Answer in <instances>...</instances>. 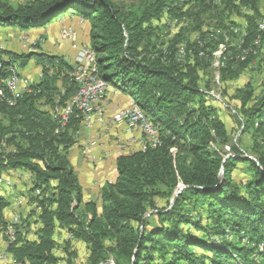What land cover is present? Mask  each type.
Segmentation results:
<instances>
[{
    "label": "trees",
    "instance_id": "obj_1",
    "mask_svg": "<svg viewBox=\"0 0 264 264\" xmlns=\"http://www.w3.org/2000/svg\"><path fill=\"white\" fill-rule=\"evenodd\" d=\"M116 1L0 0L3 26L26 30L48 28L61 18L87 21L97 75L131 95L159 128L156 147L118 156L117 177L102 186L100 204L85 201L69 153L84 118L76 110L62 126L52 113L78 92L73 63L62 55L20 54L0 46V179L15 169L28 171V194L40 191L32 198L40 207L36 236L17 233L9 255L21 264H56V234L66 229L89 246L85 264H102L111 257L115 264H264V93L254 96L250 85L241 91L244 129L261 139L258 160L244 158L237 147L225 159L227 154L211 146L215 138L225 140L227 130L204 100L198 63L152 54L151 21L164 12L167 0L129 11ZM260 1L238 3L252 9L244 15V51L263 34ZM196 6L199 16L211 11L213 2L196 0ZM34 58L42 66L41 78L28 83V91L14 92L4 81L15 62L23 67ZM232 64L227 63L226 75ZM239 163L251 175L244 183L232 176ZM9 206L10 200L0 194V229L6 228L7 222L5 227L2 223ZM242 233L249 242L242 243Z\"/></svg>",
    "mask_w": 264,
    "mask_h": 264
},
{
    "label": "rangeland",
    "instance_id": "obj_2",
    "mask_svg": "<svg viewBox=\"0 0 264 264\" xmlns=\"http://www.w3.org/2000/svg\"><path fill=\"white\" fill-rule=\"evenodd\" d=\"M11 1L14 4H18L27 0ZM155 1L156 0H118L116 2L119 3L125 11H129L136 10L150 3L153 4ZM195 1L196 0L166 1L164 12L151 21L152 26L155 28L152 37L154 43L152 54H154V56L162 54L163 60L175 59L176 62L182 64H184L186 60L197 62L201 90L205 93L204 100H206V104L216 109V115L224 122L227 130V138L225 140L215 138L211 142V146L222 154H227L225 159L233 156L235 154L234 147H237L241 152V156L244 158L258 160L257 155H259L260 149L256 147V144L257 141L260 142L261 139H257L258 136L255 135L254 132L244 129V116L241 112V91H245L248 89V85H250L254 91V96H259L264 93V0L260 1L258 7L260 13L258 24L262 26L263 29L261 30L263 34L261 35L260 41L257 44L254 43L255 45L252 49L245 51L241 49L240 45V40L246 29L244 15L246 13L252 14V9L249 7H241L238 4L240 0H211L213 2L211 11L196 16L195 13L198 12V7L196 6L193 8ZM234 4L238 7H234ZM170 8L176 10L175 14L169 12ZM238 11L240 13H238ZM41 29H46L43 31L44 33H40L42 35L48 34V38H44L36 32L30 33V31ZM73 33H75V38L71 41L67 36ZM89 33L90 25L82 17L70 19L61 18L56 20L48 28L39 27L25 30L15 26L0 25V46L20 54L57 52L58 54L56 53L55 55L62 54L70 58L72 56L71 54H73L72 51L71 53H69V50L51 51V46H55L58 43L62 45L63 43L61 42H64L65 45H68V49L72 47L76 50L75 63L78 52L82 48L89 47ZM197 55L198 58L195 60ZM229 61H233V64L230 67L229 73L226 75L224 70H226ZM245 61H249L248 65L239 68V63ZM15 63H18L14 65L16 74L19 72L20 77L26 80V85L36 82L41 78L42 73L39 72L42 70V66L37 62V59L34 58L30 60L23 67L19 62ZM23 89L24 84L22 83L21 87L18 88L17 86L14 92L23 93ZM110 90H108L109 93ZM125 95L128 97L131 96L127 93H125ZM107 100L108 98L104 101L103 121L99 122L97 120L98 115L96 114L93 118L96 119L97 123L103 124V126L106 125V130L103 132L108 134L107 138L110 139V141L115 142V137H112L110 131L114 126L110 124L125 123L127 125V122L116 121L113 117L121 110L127 108L129 102L133 107L136 105L130 100L128 103L122 104L123 107L119 108L112 117L106 118ZM64 106L58 105L55 107L52 112L54 117L57 113L56 110ZM45 108L48 107L45 106ZM83 126H85L84 123ZM142 138H145L143 134ZM83 139L84 137L82 138V135H79L76 143ZM85 140L87 139L83 141ZM116 140H118V138ZM90 143L91 141H89L87 146H82L84 148L81 150V155L84 159L95 163L96 160L94 159L92 149L95 144L91 146L92 150L90 152H86ZM127 147L128 146L125 148L122 147L120 150L131 153L141 150L143 146H141L140 142L137 148H130L128 150ZM79 161H81L80 158ZM93 168L95 169L96 166ZM106 170L108 175L106 181H114L115 167L113 162ZM31 176L32 175L28 173V171L16 176L12 173L7 174L5 179L0 182V187L6 186L9 190L3 191L0 188V194L4 195L7 200H10V206L2 224L4 225L6 220L8 222L16 215V218L21 220L20 226L18 227L21 228V230H18V236L23 234L25 235L24 238L34 239L36 236L35 222L37 221L40 207L38 206V202L32 198L39 196L40 191H35L32 195L28 194L30 182L32 180ZM232 176L235 182L244 183L251 175L247 173L246 165L239 163ZM102 179L98 177L95 178V185L97 184L99 188L95 187L94 192L92 191L91 194L93 195L91 198L99 204L102 188L100 182H102ZM241 236H243L241 238L242 243L249 242L248 237L245 236L244 233H242ZM228 238L231 237L229 236ZM56 240L57 246L54 250L58 257V263L56 264H85L87 262L89 257V246L83 240L73 237L66 229H58ZM7 247H9L8 241L4 238H0V264H21L15 261V258H13L14 261L3 259L4 252L2 253V250ZM262 248L263 245H260L259 250ZM196 252L201 253V251L198 250ZM107 262L109 263L105 261L102 264H115L113 257L107 260Z\"/></svg>",
    "mask_w": 264,
    "mask_h": 264
},
{
    "label": "crops",
    "instance_id": "obj_3",
    "mask_svg": "<svg viewBox=\"0 0 264 264\" xmlns=\"http://www.w3.org/2000/svg\"><path fill=\"white\" fill-rule=\"evenodd\" d=\"M46 29H41V30H35V31H30V33L36 32L39 33L40 36L44 37V38H48L47 35L48 34H44L42 35L40 32L44 33L43 31ZM54 31V30H53ZM62 45L56 44L55 46H51V51H67L69 50L71 53V51L73 52V54H71L72 56L70 58L66 57L70 62L74 63V59H75V54H76V50H74L72 47L71 49H68V45H65L64 42ZM48 54H53L55 55L56 53L54 52H46ZM58 54V53H57ZM62 55V54H61ZM63 56V55H62ZM39 73H42V70H40ZM41 75V74H39ZM110 93H109V97L107 100V106H106V118H110L112 117V115L119 110V108H122L124 104L128 103V101L131 100L132 103L133 102V98L130 96L128 97L127 95H125L124 92L114 88L111 86L110 88ZM123 104V105H122ZM84 121V119H83ZM113 125L114 127H112L110 129L111 131V135L112 137L115 139L113 141H110V139H108V134L104 133L103 131L106 130L105 126H103V124L97 123L96 119L93 118V125L91 128L85 127L82 125L78 136L82 135V138L84 137V139H87L85 141L81 140L78 141L71 149H70V160L71 163L74 167L75 173L77 174V176L79 177L80 183L83 187V194H84V200L85 201H89V200H93L91 197L93 195L92 191L94 192L95 187L99 188L97 186V184L95 185V178H100L102 179L101 185L103 186L105 183L107 182H114L116 177H117V171H116V160L118 158V156L122 155V154H128L130 152H124L121 151L120 149L123 147L125 148L126 146H128V150L130 148L134 149L137 148V146L140 144V139H142V134L139 131H134V130H129L128 126L125 123H114V124H110ZM77 136V139H78ZM118 138V140H116ZM89 141L91 142H95V145L92 147L93 149V155H94V159L96 160L95 163H92L90 160L84 159L81 155V150H83V148L85 147L84 145L87 146V144L89 143ZM84 146V147H82ZM79 158L81 159V161H79ZM113 162V165L115 167V179L114 181H106V177L107 175V170L106 168L109 167ZM96 168L94 169L93 167ZM96 170V171H95ZM13 174V173H12ZM102 176V178H101ZM94 181V182H93ZM5 183V182H4ZM2 183V184H4ZM101 186V187H102ZM1 190H9L8 187H0ZM7 190V191H8ZM99 191V189H98ZM10 192V191H9ZM90 194V195H89ZM7 215V213H6Z\"/></svg>",
    "mask_w": 264,
    "mask_h": 264
},
{
    "label": "built area",
    "instance_id": "obj_4",
    "mask_svg": "<svg viewBox=\"0 0 264 264\" xmlns=\"http://www.w3.org/2000/svg\"><path fill=\"white\" fill-rule=\"evenodd\" d=\"M67 37L72 41L75 38V33L70 34ZM76 69H78L77 83L81 86V93L76 100H69L65 107L62 108L63 116L65 114H73L74 102H82V109L84 113L83 123L86 127L91 128L95 114L98 115L97 120L99 122L103 121L104 101L108 98L109 91L106 87H102L100 81L98 80L96 68L93 67V53H91L89 47L82 48L78 52L76 56ZM15 83L18 85V88H20L23 83V92L28 91L26 80L21 77H15ZM113 118L116 121H126L129 130H136L143 134L145 138H142L140 141L141 146L143 147L149 146L151 141L159 139V128L154 124H150L144 114L135 109L130 102L127 108L121 110ZM94 144L95 142H91L86 152H90L92 150L91 146ZM12 171L16 173H25L19 169ZM14 218H16V215L11 218L10 227ZM2 236L4 235L2 234Z\"/></svg>",
    "mask_w": 264,
    "mask_h": 264
},
{
    "label": "bare ground",
    "instance_id": "obj_5",
    "mask_svg": "<svg viewBox=\"0 0 264 264\" xmlns=\"http://www.w3.org/2000/svg\"><path fill=\"white\" fill-rule=\"evenodd\" d=\"M261 26V25H260ZM262 28V26H261ZM263 29V28H262ZM90 49V47H89ZM91 53H93V64H94V58H95V55H94V52L90 49ZM73 71L71 73V76L74 77V79L76 80V82H78V69H76V60H75V63L73 64ZM94 67V66H93ZM97 74V73H96ZM98 76V75H97ZM15 77H19L18 74H16V69L15 67L13 68V72L11 74L10 77H8L4 83L9 87L11 88L13 91L17 88V84L15 83ZM98 80L100 81L101 83V86L102 87H106L107 90H110V85L108 83H106L104 80H102L99 76H98ZM79 85V88H78V92L77 94L71 99V100H76L77 97L80 96V93H81V86L80 84ZM135 105V104H134ZM65 107V106H64ZM62 107V108H64ZM62 108L60 109H57V118L60 120V123L62 124V126H65L71 119V117L73 116V114L75 113V111H79L81 113V115L83 116L84 118V113H83V109H82V102H74L73 103V114H65L63 116V112H62ZM135 109H137L140 113L144 114V116L149 120L150 124H153L151 122V120L146 116V114L144 113V111H142L138 106H134ZM155 125V124H154ZM159 144V139H156V140H153L151 141L150 145L149 146H145V147H142L141 150H145V148L147 147H151V148H154L156 147L157 145ZM23 171V170H21ZM25 172V171H24ZM26 173V172H25ZM13 174L16 176V175H21L22 173H16V172H13ZM3 179H0V182H2ZM7 222V221H6ZM10 223H11V219L10 221L7 222L6 224V228L3 229L2 225H1V230L0 229V238H4L8 241V244H13L15 243L16 241V236H17V233L21 230V228H18L20 226V223H21V220H18L17 218L13 220V223L10 227ZM4 226V225H3ZM5 227V226H4ZM19 230V231H18ZM2 234L4 236H2ZM8 248V247H7ZM7 248H5L4 250H2V253L4 252L3 256L5 259H9L8 261H11L12 258L11 256L9 255V253L7 252ZM3 249V248H2Z\"/></svg>",
    "mask_w": 264,
    "mask_h": 264
},
{
    "label": "water",
    "instance_id": "obj_6",
    "mask_svg": "<svg viewBox=\"0 0 264 264\" xmlns=\"http://www.w3.org/2000/svg\"><path fill=\"white\" fill-rule=\"evenodd\" d=\"M227 158H228V157H227ZM224 161H225V160H224ZM221 175H222V174H221ZM183 188H184V187H181L180 190H179L178 192H176L175 199L177 198L178 194L181 192V190H182ZM175 199H174V200H175ZM106 263H109V262L106 261Z\"/></svg>",
    "mask_w": 264,
    "mask_h": 264
}]
</instances>
